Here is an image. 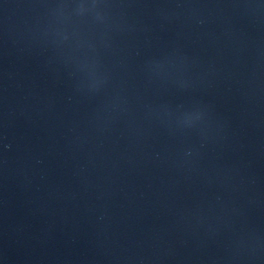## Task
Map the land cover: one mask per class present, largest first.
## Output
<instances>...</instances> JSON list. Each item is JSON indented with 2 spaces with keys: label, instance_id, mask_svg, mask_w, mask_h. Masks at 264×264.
Segmentation results:
<instances>
[{
  "label": "water",
  "instance_id": "1",
  "mask_svg": "<svg viewBox=\"0 0 264 264\" xmlns=\"http://www.w3.org/2000/svg\"><path fill=\"white\" fill-rule=\"evenodd\" d=\"M0 264H264V0H0Z\"/></svg>",
  "mask_w": 264,
  "mask_h": 264
}]
</instances>
